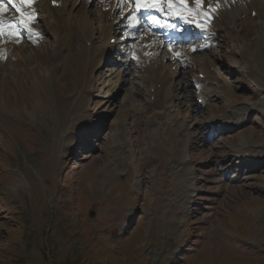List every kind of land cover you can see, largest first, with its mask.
I'll return each mask as SVG.
<instances>
[{
	"label": "rangeland",
	"instance_id": "1",
	"mask_svg": "<svg viewBox=\"0 0 264 264\" xmlns=\"http://www.w3.org/2000/svg\"><path fill=\"white\" fill-rule=\"evenodd\" d=\"M111 4L72 9L99 27L110 6L115 52L94 67L70 25L56 48L24 25L17 51L0 48V264H264V20L251 16L241 51L225 32L173 45L208 60L206 81L161 46L173 96L156 113V74Z\"/></svg>",
	"mask_w": 264,
	"mask_h": 264
},
{
	"label": "bare ground",
	"instance_id": "2",
	"mask_svg": "<svg viewBox=\"0 0 264 264\" xmlns=\"http://www.w3.org/2000/svg\"><path fill=\"white\" fill-rule=\"evenodd\" d=\"M110 1L112 2V4L114 2L115 3L123 2L126 4L125 8H127L126 9L127 12H125L126 14L122 13L124 15L123 17L125 21H128L130 19L134 21L140 20L139 12L141 11L142 8L146 7L151 3H154V7L148 10V13L150 15L149 17L155 18L157 16H162L166 18L163 21L167 24H171V25L175 24V21L172 20L173 12L186 13L189 15V19L182 21L180 23L181 25L180 29L182 31L184 29H192L193 27H191V23L198 22L199 24V19H200L202 20L203 27H205V30L213 31L217 29L218 30L217 32H225L227 34V41L225 42L226 43L225 46L226 47L229 46L232 48L239 46L240 47L239 51H241L242 49L241 43L244 42L242 40L243 27L249 23L252 24L254 21L258 22L254 20L255 18H261L264 20V0H110ZM5 2H6L7 11L4 12L2 16H0V20H2V24H0V48L1 49L5 48L6 50L5 49L3 50L7 52L6 54L9 53L8 55H10L12 52L14 53V51L19 46L23 45V43L18 44L21 41V40L19 41L18 39L22 36L21 34L19 35L18 33L20 31L14 29L15 25L21 24L20 21H23L24 22L23 24L26 25L24 26V30H23V32L25 33L24 35L26 40L28 39L30 40L31 38H33L34 37L33 34L37 35L41 31L45 30L46 32L47 31L50 32V34L54 38L55 48L58 44L60 33L62 31L66 32L68 28V24H70V26L73 27V30L76 32L77 37L79 39L77 40V42L90 41V45L88 48H86L84 45L82 46L79 45L81 49L87 51V60H88L87 65L89 67H94L98 65L99 62H101L102 59L106 57L109 52L113 51V49H111L108 42V40L111 38V34H110L111 23L109 21L108 22L105 21L107 19L106 18L107 15H109L108 12H110L108 10L109 8H107V10L105 11L106 12L105 15L97 14L95 16V20H97L98 23L102 21V24L99 25V27H93L92 26L93 23L89 22L88 20V16H87L88 14L86 15L83 12L81 15L79 14L80 15L79 18L74 16L72 9L75 6L74 5L75 0H71V1L70 0H32V4L30 7L27 4L21 5L20 0H12V2L16 4L17 7L21 8V11L24 13L23 16H21L20 13H17L15 8H13L11 4L7 3V0H5ZM207 5L209 7L208 10H206L205 8V6ZM115 7L116 5L114 6V8ZM155 10L158 11L155 12ZM137 11L139 12L137 13ZM252 11L255 12V18H252L250 15ZM165 23H163L164 27H166ZM40 24H42V27L40 26ZM139 28H143L144 30L146 29L147 32L145 31L144 33L141 34L138 33V36H140L141 39H139V37L135 35L136 36L135 38H137V42L136 44H132L131 53L135 56V59L137 61L141 62L138 64L142 67L141 69H143L146 72L153 71L156 74V78L150 75L151 78L155 79V81L154 84L150 85L152 90H148L147 94L149 99L150 96L153 95L154 107L158 111H163L165 109V104L169 103L171 99L170 98L171 91H169L170 83L167 80L169 76L166 78L162 74L163 71L161 70V65L159 63L160 61L157 59V51L159 48V44L157 43V41L158 40L160 42L162 41L161 46L166 48L169 47L170 48L169 50L171 51L170 53L179 54L180 57L183 56L186 58L189 55L188 54L189 50L188 48H183L182 52L179 53V50H177L178 48L175 49L171 46H168L169 42L174 41V39L169 38V35L159 36L158 35L159 33L157 31L151 32L148 28H145V25L142 22ZM94 34L99 35L97 40L95 39ZM203 34H206V32ZM215 34L217 33L214 32L211 35V37H213ZM39 35L42 34L40 33ZM26 40H24V43L26 42ZM24 47L26 49V46ZM54 53H55L54 55L57 54V52ZM124 59L125 62L123 63H126L127 58ZM207 61L208 60L203 57L202 59L196 62L199 72L204 74L203 80H206L205 78H208L210 76L213 77V75H211L208 69L206 68ZM1 63L2 62L0 58V65ZM235 64L237 65V67L240 68H243L245 66L244 62L242 63L235 62ZM196 81H199V79L196 78ZM156 83H159L158 88L156 87ZM245 151L247 150H243V155ZM247 155H251V151L248 152Z\"/></svg>",
	"mask_w": 264,
	"mask_h": 264
},
{
	"label": "snow or ice",
	"instance_id": "3",
	"mask_svg": "<svg viewBox=\"0 0 264 264\" xmlns=\"http://www.w3.org/2000/svg\"><path fill=\"white\" fill-rule=\"evenodd\" d=\"M7 3H8V4H11L12 7L15 8L16 12H17V13H20L21 16L24 15V13L21 11V8H20V7H17L16 4H14V3L12 2V0H7ZM20 4H21V5L27 4V5L30 7L31 4H32V0H20ZM147 7H149V8H150V7H154V5L149 4V5H147ZM6 11H7V7H6V2H5V0H0V16H2L3 13L6 12ZM20 22H21V24L24 23L23 21H20ZM156 23H159V22L157 21ZM0 24H2V20H0ZM25 26H26V25H25ZM162 26H163V25H162Z\"/></svg>",
	"mask_w": 264,
	"mask_h": 264
}]
</instances>
